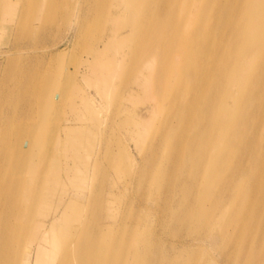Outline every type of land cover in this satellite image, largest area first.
<instances>
[{
	"label": "bare ground",
	"instance_id": "obj_1",
	"mask_svg": "<svg viewBox=\"0 0 264 264\" xmlns=\"http://www.w3.org/2000/svg\"><path fill=\"white\" fill-rule=\"evenodd\" d=\"M63 2L0 0L42 53L0 61V264H264V0ZM136 54L138 171L112 147Z\"/></svg>",
	"mask_w": 264,
	"mask_h": 264
},
{
	"label": "rangeland",
	"instance_id": "obj_2",
	"mask_svg": "<svg viewBox=\"0 0 264 264\" xmlns=\"http://www.w3.org/2000/svg\"><path fill=\"white\" fill-rule=\"evenodd\" d=\"M63 3L64 2L62 0V3H60V4H63ZM46 4H47V0H41V6H40L39 12H38L39 16H40L41 12L43 11L42 9L46 6ZM76 8H78V7L76 6ZM1 10H2V5H1ZM4 20L5 19L2 18V16L0 15V61L5 65L7 64V66H9V64H10V67H12V71H14V69L17 65L18 66L25 65L28 68V66L32 65L35 62L34 58H36V57L38 58L39 56H42V53L37 52L35 50L36 40L33 39V41H31L30 38L26 37L25 35L18 36V33L16 32V28H15L14 32H10L9 28L2 27V23ZM68 27H69L68 23H62V21L60 20V22L58 24V30L56 31V34H55V39H59L61 37L66 36V35H64V33L67 34V36H68V34H69V28ZM98 32H99V34H102L104 31L100 30ZM50 39L51 38H49L47 40H50ZM49 44H50V42H49ZM65 46H66V44H63L61 46V48H64ZM72 48H73V46H72ZM72 48H70L66 51L67 54H65L64 58L58 60L57 66H61L63 60L66 61L67 55H69V58L73 55L74 57H72L71 60L74 62H78L79 57L77 55L84 53L86 50L84 42L81 43L78 41L76 44V50L74 49L73 51H71ZM8 50H10V51L7 55ZM75 51L78 52V53H76V55L73 54V53H75ZM71 52H72V54H71ZM4 53H6V54H4ZM47 57H49V56L47 55ZM47 57H44L43 59H41L43 64L40 66L39 72H42L44 67L47 66V62H48ZM69 58H68V61H70ZM133 60H134V62L137 61V63L133 65L132 73L130 74V76H128L126 78L127 84L129 86V88H131V92L129 95L130 99H128L126 101L127 111L123 112L121 114L120 118H118V120L120 119V121L121 120L124 121V127L114 130V132L115 133L117 132L118 134H117V140L115 141L116 143H115V145H112V147H115L116 151H119L122 154H123V151H125V153L127 155V156L124 155L125 158H127L130 162H132L131 163L132 170L137 169L136 171H138V165L140 162V155L144 152V150H142V148H143L142 144H144L145 141H147V143H150L151 141L156 140V138H157L156 136L158 134V131H157L158 126H156V124L154 122V125L151 128L150 135L148 134V135H146V137H143L144 131L143 132L140 131L141 133L139 132L138 128L140 127L141 123L143 122L145 114L148 118L147 113H150V110L152 108L149 106L151 104L153 105V101H151V100H150V102H149V100L143 101V98H145V96H144L145 91L136 82V79L138 78L137 75H139L140 74L139 71L142 70V65L140 64L141 59L136 54V55H133L131 57L130 63ZM33 68H35V66H33ZM57 78L58 77L56 74L55 77L53 78V81H55V82L53 83V81H52V87H51V90L49 93L50 99L53 98V94H55V91L58 87L56 85V79ZM152 118L155 119V116ZM108 123L110 125V122H108ZM109 127L111 128V126H109ZM127 128L130 129V131L128 133L126 132ZM77 135L82 137V141L85 144H87L88 141L90 144H92V141L89 139H85V136L83 134H78V132H77ZM152 151H153V149L151 150V152ZM158 153L160 155V152H158ZM123 175H125V174H123ZM123 175H121V177ZM135 175H138V173H136ZM110 181H111L110 182V184H111L112 179H110ZM119 184L123 185V183L121 181H119ZM164 213H166V212H164ZM63 221L66 222V220H63ZM56 224H59V223H56ZM152 225H153V221H152ZM59 234H60V231L58 228V231H57V234L55 235V237L58 236ZM202 248L204 250L202 252V254H204L205 251L208 250L209 248L210 249H217L216 246L209 244V243L202 246ZM213 251H214V254H216L218 260H221L219 253L215 250H213ZM183 263H184V261H183ZM207 263L208 264H221V263H216L215 259H213V261L210 262L209 258L207 259ZM192 264H196V263L193 262ZM223 264H225V263L223 262Z\"/></svg>",
	"mask_w": 264,
	"mask_h": 264
}]
</instances>
